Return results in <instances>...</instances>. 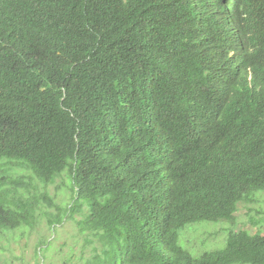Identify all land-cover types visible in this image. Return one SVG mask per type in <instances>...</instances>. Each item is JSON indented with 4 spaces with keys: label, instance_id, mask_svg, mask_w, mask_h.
Segmentation results:
<instances>
[{
    "label": "trees",
    "instance_id": "16d2710c",
    "mask_svg": "<svg viewBox=\"0 0 264 264\" xmlns=\"http://www.w3.org/2000/svg\"><path fill=\"white\" fill-rule=\"evenodd\" d=\"M260 194L264 0H0V242L71 220L85 264H264V229L180 245Z\"/></svg>",
    "mask_w": 264,
    "mask_h": 264
},
{
    "label": "rangeland",
    "instance_id": "374dc122",
    "mask_svg": "<svg viewBox=\"0 0 264 264\" xmlns=\"http://www.w3.org/2000/svg\"><path fill=\"white\" fill-rule=\"evenodd\" d=\"M62 181L64 179H58L57 183L50 185L45 192L53 198L56 206L63 207L71 203V195L65 187L60 188ZM254 198L255 203L239 206L233 225L224 222L193 224L181 234L180 245L193 255L199 256L202 250L207 251V249L218 247L223 243L226 238V231L231 227L245 228L252 234L264 229V194ZM78 220H80L79 217ZM57 230L58 233L54 235L47 219H42L34 229L14 233L7 236L5 240L3 238L0 242V264H37L35 253L41 239L53 242V249L47 252L48 259L46 262L48 264H62L64 258H69L67 252H72L73 248L75 251L71 255L76 256V260L74 258L73 262L85 264L83 258L91 256L96 244L92 243V245L88 242V238L79 233L76 223L71 220H66L64 224L58 226ZM195 238H200L201 241L210 240V242L200 246L199 241ZM68 246L73 248H68Z\"/></svg>",
    "mask_w": 264,
    "mask_h": 264
}]
</instances>
